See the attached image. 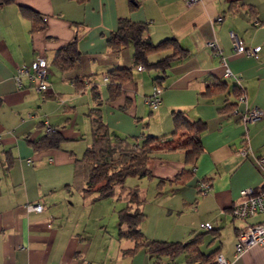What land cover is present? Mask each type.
Instances as JSON below:
<instances>
[{
	"label": "crops",
	"instance_id": "crops-1",
	"mask_svg": "<svg viewBox=\"0 0 264 264\" xmlns=\"http://www.w3.org/2000/svg\"><path fill=\"white\" fill-rule=\"evenodd\" d=\"M21 6L39 13V30L31 31L32 21ZM217 17L223 20L216 22ZM122 19L146 24L154 43L175 38L185 56L168 67L165 78L156 80L161 72L136 65L132 46L120 52L111 46ZM231 30L248 47L261 46L258 57L236 54ZM213 39L240 79L244 99L235 78L225 76L226 66L208 46ZM72 42L80 59L63 71L54 59ZM173 51L149 59L157 61ZM39 56L51 64L47 92H39L28 73L21 85L15 80L18 68L30 67ZM121 69L131 70L130 75ZM113 72L123 84L120 95L110 100ZM75 80H81L79 85ZM94 86L110 132L132 142L146 133L173 132L168 114L172 119L177 109L190 119L206 121L205 150L195 165L186 162L185 150L160 153L151 165L159 188L168 185V220L175 225L168 228L167 241L185 242L205 233V254L218 250L231 264H264L262 245L235 256L240 228L264 215L243 220L232 213L242 190H260L264 184L254 160L238 154L249 146L255 155H264V119L244 124L233 113L264 109V0H16L0 6V264H159L145 247L131 251L136 244L128 237L119 235L118 241L98 245L91 226L73 217L75 191L70 185L77 161L93 141L90 111L98 105ZM156 87L163 92L162 103L154 109L147 98ZM154 117V131L162 127V133L147 131ZM48 124L62 142L58 148L38 149L34 142L53 131H47ZM202 180L211 184L207 194L198 187ZM30 203H41L43 211H29ZM190 212V222L183 221ZM207 222L214 228H203ZM144 234L148 240H165ZM170 261L198 264L187 262L185 254L162 259Z\"/></svg>",
	"mask_w": 264,
	"mask_h": 264
},
{
	"label": "trees",
	"instance_id": "trees-1",
	"mask_svg": "<svg viewBox=\"0 0 264 264\" xmlns=\"http://www.w3.org/2000/svg\"><path fill=\"white\" fill-rule=\"evenodd\" d=\"M15 2L16 0H0V6ZM21 10L32 21L31 31L39 30L42 24L39 13L28 6H21ZM109 42L117 52L126 46H132L135 64H142L146 68L160 71L161 75L156 78L158 81L165 78V73L173 62L185 56L184 49L175 38H167L159 43H154L147 34L146 24L134 23L129 19L120 21L118 29L112 34ZM170 48L174 49L171 55L157 61L149 59L151 54ZM79 59L80 52L75 42H72L58 51L54 64L59 69L66 71L72 69ZM121 71H124L127 76L131 73V70L127 69H121ZM119 78L120 76L115 72L109 76L110 100L116 99L121 93L123 81H120ZM127 78L125 77V79ZM80 82L81 80H75L78 85ZM215 85L223 86L220 83ZM209 87L211 92L215 91L214 87ZM97 88L94 86L93 90L98 105L90 111L93 141L84 157L76 163L73 185L85 199L95 196L94 200H101L113 197L118 192L123 194L128 204L118 212L119 235L135 241L136 246L130 249L131 251L138 247H145L159 264L165 257L174 259L181 254H185L187 262L217 264L218 250L205 254L201 249L205 233H198L185 242L146 239L141 228L142 223L146 220L143 208L145 199L139 188L127 189L125 185L129 177L154 178L152 162L157 155L163 152L185 150L186 162L195 165L205 150L202 133L207 129L206 121L190 119L185 111L177 109L173 111V132L164 136L147 133L140 141L132 142L110 132L102 116V100ZM62 139L53 130L35 141L34 144L38 149L58 148ZM124 225L126 226L121 229ZM164 263L167 262L161 264Z\"/></svg>",
	"mask_w": 264,
	"mask_h": 264
},
{
	"label": "built area",
	"instance_id": "built-area-1",
	"mask_svg": "<svg viewBox=\"0 0 264 264\" xmlns=\"http://www.w3.org/2000/svg\"><path fill=\"white\" fill-rule=\"evenodd\" d=\"M196 1L197 0H188V3L193 4ZM222 20V17H217L215 19L216 22H220ZM230 39L233 50L238 55L258 57L259 52L262 49L261 46L248 47L241 41L238 34L233 30L230 31ZM208 46L212 49L213 55L219 57L222 63L226 66L225 76L234 77L238 87L243 93L245 89L242 86L240 79L228 66V58L223 54L218 42L213 39L208 42ZM50 67L51 64L46 57H36L30 67L23 66L18 68L15 80L18 85H21L22 76L28 73L30 81L35 85L36 89L39 92H47L51 85L49 81V76L51 74ZM140 69H142V67H140ZM162 92L163 89L161 87H156L154 93L147 98L148 103H150L154 109L158 108L162 103ZM240 97L241 99H244V93L241 94ZM233 113L239 114V119L244 124L264 119V109L261 108H253L246 110L245 112H240L238 109H234ZM46 128L48 132L53 130L49 124ZM238 154L243 157H251L264 177V155H255L249 146L239 150ZM198 187L201 193L207 194L211 189V184L206 180H202L199 181ZM241 196V200L232 208V213L235 217L247 220L251 217H255L256 215H264V184L260 190H255L253 187L242 190ZM27 209L29 211L41 212L43 211L44 206L41 203H30L27 205ZM202 227L209 230L214 228L213 224L209 222L204 223ZM256 245L264 246V219L255 223H247L244 227L240 228L236 238L235 256L238 258L241 257L247 250ZM216 260L217 264H231L221 252L218 253ZM164 264L172 263L167 262Z\"/></svg>",
	"mask_w": 264,
	"mask_h": 264
},
{
	"label": "rangeland",
	"instance_id": "rangeland-1",
	"mask_svg": "<svg viewBox=\"0 0 264 264\" xmlns=\"http://www.w3.org/2000/svg\"><path fill=\"white\" fill-rule=\"evenodd\" d=\"M156 119V117L151 119L150 128L148 127L149 129H147V131L157 132V130H159V132L162 133V127L154 131L157 125V122L156 124L154 122ZM170 122L174 124L173 117L171 119L168 114V123ZM73 184L74 181L71 185ZM158 184L159 180L146 177H129L125 183L127 189L139 188L145 199L143 208L146 213V220L141 225L142 231L152 237L165 238V240H168V228L172 225L174 226L175 223L170 219L168 220V185L160 189ZM71 189L75 191V205L70 206L72 213H75L73 217L80 222L85 221L91 226L92 234L97 244L104 247L109 245L112 239L113 241H118V212L128 204L127 200L122 196L123 194L118 192L117 195L113 197L93 201L95 196L85 200L74 185ZM186 212L189 211L187 210ZM191 213L192 212H190L189 216L185 214L182 220L186 221L189 219L188 222H190ZM192 219L195 220L194 218ZM125 226L126 225H124V227Z\"/></svg>",
	"mask_w": 264,
	"mask_h": 264
}]
</instances>
